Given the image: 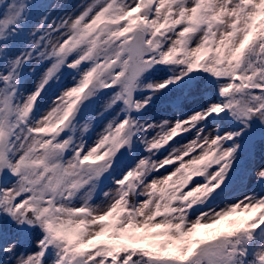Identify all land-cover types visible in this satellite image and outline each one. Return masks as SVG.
<instances>
[{
	"label": "snow or ice",
	"instance_id": "snow-or-ice-1",
	"mask_svg": "<svg viewBox=\"0 0 264 264\" xmlns=\"http://www.w3.org/2000/svg\"><path fill=\"white\" fill-rule=\"evenodd\" d=\"M0 264H264V0H0Z\"/></svg>",
	"mask_w": 264,
	"mask_h": 264
},
{
	"label": "rangeland",
	"instance_id": "rangeland-1",
	"mask_svg": "<svg viewBox=\"0 0 264 264\" xmlns=\"http://www.w3.org/2000/svg\"><path fill=\"white\" fill-rule=\"evenodd\" d=\"M67 2L75 7V6H77V5L81 4V3H84L85 0H67Z\"/></svg>",
	"mask_w": 264,
	"mask_h": 264
}]
</instances>
